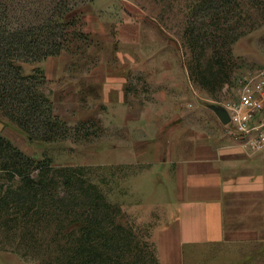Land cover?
Returning <instances> with one entry per match:
<instances>
[{
    "label": "rangeland",
    "instance_id": "obj_1",
    "mask_svg": "<svg viewBox=\"0 0 264 264\" xmlns=\"http://www.w3.org/2000/svg\"><path fill=\"white\" fill-rule=\"evenodd\" d=\"M191 1H87L69 15L74 25L65 48L23 64L26 73L43 70L53 111L69 130L62 139L42 141L0 115V134L37 164L44 161L57 194L48 198L38 250L31 255L20 254L28 250L30 234L16 202L0 205V264L53 263L80 234L75 221L84 215L73 202L89 182L120 206L118 220L133 228L122 264H202L199 250L160 261L155 236L171 224L175 208L162 195L156 161L167 155L192 109L236 101L264 70V20L233 42L229 82L211 88L201 82L213 80L211 72L220 66L208 54L196 61L186 42ZM66 176L70 187L61 184Z\"/></svg>",
    "mask_w": 264,
    "mask_h": 264
},
{
    "label": "trees",
    "instance_id": "obj_2",
    "mask_svg": "<svg viewBox=\"0 0 264 264\" xmlns=\"http://www.w3.org/2000/svg\"><path fill=\"white\" fill-rule=\"evenodd\" d=\"M87 1L0 0V115L32 138L59 140L68 135L69 127L53 111L43 70L36 67L26 73L23 64L65 48L74 25L69 15ZM187 7L185 37L194 59L200 62L208 54L220 66L211 72L213 80L206 78L201 84L214 88L216 83L229 82L231 45L264 20V0H193ZM41 164L0 134V205L5 209L14 200V207L24 215L22 228L30 234L25 242L29 248L24 253L16 250L24 255L38 250L48 198L57 195ZM71 183L69 176L61 181L66 187ZM78 193L80 199L73 203L84 215L75 221L80 234L51 264H122L133 228L118 220L120 206L109 202L96 183L89 182Z\"/></svg>",
    "mask_w": 264,
    "mask_h": 264
},
{
    "label": "crops",
    "instance_id": "obj_3",
    "mask_svg": "<svg viewBox=\"0 0 264 264\" xmlns=\"http://www.w3.org/2000/svg\"><path fill=\"white\" fill-rule=\"evenodd\" d=\"M191 112L156 161L175 208L155 236L160 261L199 250L202 264H264V152L245 147L206 104Z\"/></svg>",
    "mask_w": 264,
    "mask_h": 264
},
{
    "label": "built area",
    "instance_id": "obj_4",
    "mask_svg": "<svg viewBox=\"0 0 264 264\" xmlns=\"http://www.w3.org/2000/svg\"><path fill=\"white\" fill-rule=\"evenodd\" d=\"M252 80L236 101L222 104L229 115L225 125L245 147L264 152V70Z\"/></svg>",
    "mask_w": 264,
    "mask_h": 264
},
{
    "label": "water",
    "instance_id": "obj_5",
    "mask_svg": "<svg viewBox=\"0 0 264 264\" xmlns=\"http://www.w3.org/2000/svg\"><path fill=\"white\" fill-rule=\"evenodd\" d=\"M206 105L216 113L222 123L226 124L229 122L228 112L222 104L207 103Z\"/></svg>",
    "mask_w": 264,
    "mask_h": 264
}]
</instances>
